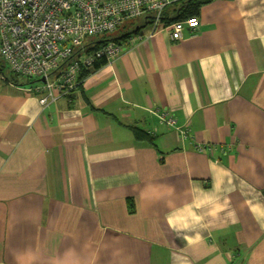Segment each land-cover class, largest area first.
I'll return each instance as SVG.
<instances>
[{
    "label": "crops",
    "instance_id": "1",
    "mask_svg": "<svg viewBox=\"0 0 264 264\" xmlns=\"http://www.w3.org/2000/svg\"><path fill=\"white\" fill-rule=\"evenodd\" d=\"M198 17L47 106L0 68V264H264V0Z\"/></svg>",
    "mask_w": 264,
    "mask_h": 264
},
{
    "label": "built area",
    "instance_id": "2",
    "mask_svg": "<svg viewBox=\"0 0 264 264\" xmlns=\"http://www.w3.org/2000/svg\"><path fill=\"white\" fill-rule=\"evenodd\" d=\"M182 1L0 0V58L13 73L38 80L32 90L47 106L77 87L84 68L118 57L121 45L114 40L87 52L89 38L110 34L125 20L145 16L151 24L149 34L131 38L143 40L160 30L166 9ZM199 25L198 16H188L167 26L171 38L180 40L186 29L195 36ZM162 119L171 125L177 121L173 115Z\"/></svg>",
    "mask_w": 264,
    "mask_h": 264
},
{
    "label": "trees",
    "instance_id": "3",
    "mask_svg": "<svg viewBox=\"0 0 264 264\" xmlns=\"http://www.w3.org/2000/svg\"><path fill=\"white\" fill-rule=\"evenodd\" d=\"M209 1H211V0H185V1H182V2L174 3L173 5L170 6L173 9V11H174V16L169 15L167 13V11H166V17H164V19L166 20L167 23H169V22H173V21L178 20V19H182V18L188 17V16H198L199 11H200V7L204 3H207ZM137 30H135L133 32H130V33L126 34L123 37H127V36H129L131 34H135V33H137L139 31V30L138 31ZM109 40H114V41L119 43L120 37L103 35L100 39H97V37H95L93 39H88L86 41V44H85V47L87 48L86 51L87 52H91V51L99 48L103 43H105V42H107ZM107 61L108 60H106V58H104V59H101V60L95 62L93 67L84 68L81 71V74L79 76L77 87L72 92H74V91H76V90H78L79 88L82 87L84 79L89 75V70L97 69V68L101 67L102 65L106 64ZM1 63H2V59L0 58V64ZM2 72L4 73L3 70H2ZM10 74L15 79H17V78L25 79V80H27L28 83L30 82V83L33 84V83L38 82L37 79L23 78L22 76L13 73L11 70H10ZM14 81H16V80H14ZM133 130H134L135 135H136V137L138 139L150 140L151 142H153L152 141L153 139H151V137L145 131H143V130H141L139 128H136V127H134ZM232 264H234V263H232Z\"/></svg>",
    "mask_w": 264,
    "mask_h": 264
},
{
    "label": "rangeland",
    "instance_id": "4",
    "mask_svg": "<svg viewBox=\"0 0 264 264\" xmlns=\"http://www.w3.org/2000/svg\"><path fill=\"white\" fill-rule=\"evenodd\" d=\"M141 22H145V16L142 17H138V18H134V19H129V20H125L122 25L114 32L107 34L109 36H116V37H120L122 34H124L126 31H128L129 29H136V27L138 25H140ZM102 36H97V39H100ZM89 38V39H93ZM0 68L4 71V73L9 74L10 70L8 68V66L6 64L2 63L0 64Z\"/></svg>",
    "mask_w": 264,
    "mask_h": 264
},
{
    "label": "bare ground",
    "instance_id": "5",
    "mask_svg": "<svg viewBox=\"0 0 264 264\" xmlns=\"http://www.w3.org/2000/svg\"><path fill=\"white\" fill-rule=\"evenodd\" d=\"M3 61V60H2ZM4 62V61H3ZM5 63V62H4ZM6 64V63H5ZM16 74V73H15ZM35 84V83H34ZM51 104V103H50ZM49 105V104H48Z\"/></svg>",
    "mask_w": 264,
    "mask_h": 264
},
{
    "label": "water",
    "instance_id": "6",
    "mask_svg": "<svg viewBox=\"0 0 264 264\" xmlns=\"http://www.w3.org/2000/svg\"><path fill=\"white\" fill-rule=\"evenodd\" d=\"M43 81H45V79H42Z\"/></svg>",
    "mask_w": 264,
    "mask_h": 264
}]
</instances>
